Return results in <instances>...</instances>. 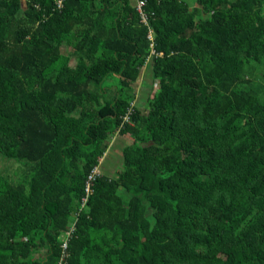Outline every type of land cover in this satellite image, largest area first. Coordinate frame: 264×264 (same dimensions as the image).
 <instances>
[{
	"label": "trees",
	"instance_id": "16d2710c",
	"mask_svg": "<svg viewBox=\"0 0 264 264\" xmlns=\"http://www.w3.org/2000/svg\"><path fill=\"white\" fill-rule=\"evenodd\" d=\"M58 1L0 0V264H264V0Z\"/></svg>",
	"mask_w": 264,
	"mask_h": 264
},
{
	"label": "built area",
	"instance_id": "2783aa9c",
	"mask_svg": "<svg viewBox=\"0 0 264 264\" xmlns=\"http://www.w3.org/2000/svg\"><path fill=\"white\" fill-rule=\"evenodd\" d=\"M137 2V7L139 12L141 13L142 17H143V22L147 24L148 22V17L146 15V13L144 12V7L146 5V1L144 0H136ZM58 3L61 5L62 4V0L58 1ZM102 176V172L99 166L95 167L93 169V171L91 172V174L88 177V180L86 182V196L83 199V202L81 204V207L79 210L74 211V215L77 217L79 215V213L84 210L86 208V204L89 200V196L93 193L94 190V186L96 184V182L98 181V179ZM78 218V217H77ZM75 225L72 226V228L68 231L65 232L63 237H62V241H63V248L66 252V250L69 247V243L73 237V235L75 234Z\"/></svg>",
	"mask_w": 264,
	"mask_h": 264
},
{
	"label": "crops",
	"instance_id": "0c3cea01",
	"mask_svg": "<svg viewBox=\"0 0 264 264\" xmlns=\"http://www.w3.org/2000/svg\"><path fill=\"white\" fill-rule=\"evenodd\" d=\"M191 5L193 6V4H191ZM148 71L149 70L144 71L142 79L140 80V82L137 86L138 91H141L140 98L142 95H144L143 93L146 90V86H147L146 81H147V83H149V81H150V79L148 80L145 77V74ZM127 142L128 141H126L123 138H122V140L118 138V141H116V144H114V147L119 143L120 149L118 148L117 150H115L114 148H112L113 150L111 149V151L108 152L106 158L103 160L102 167H101V170L105 174L113 175L117 171V169H118L117 156L122 152L121 147L123 148L125 145H127Z\"/></svg>",
	"mask_w": 264,
	"mask_h": 264
},
{
	"label": "rangeland",
	"instance_id": "374dc122",
	"mask_svg": "<svg viewBox=\"0 0 264 264\" xmlns=\"http://www.w3.org/2000/svg\"><path fill=\"white\" fill-rule=\"evenodd\" d=\"M64 50L67 51L68 53L70 52L69 49H67L66 47H64ZM115 143H116V139H115ZM119 147L120 144H117L115 150H117ZM25 169H26L25 166L15 163L13 161L6 160L0 155V175H7L12 180L18 182L23 177L25 173ZM36 256L38 257L39 253Z\"/></svg>",
	"mask_w": 264,
	"mask_h": 264
}]
</instances>
